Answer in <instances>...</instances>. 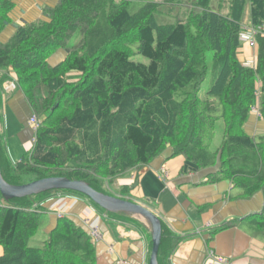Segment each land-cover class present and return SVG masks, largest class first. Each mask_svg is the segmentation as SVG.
<instances>
[{
    "label": "trees",
    "instance_id": "trees-1",
    "mask_svg": "<svg viewBox=\"0 0 264 264\" xmlns=\"http://www.w3.org/2000/svg\"><path fill=\"white\" fill-rule=\"evenodd\" d=\"M135 2L144 0H57L0 42V71L13 70L15 92L31 115L45 118L32 150L15 166L0 148L3 180L22 185L24 175L63 177L103 193L99 181L170 150L171 158L181 156L197 169L216 168L211 178L232 181L244 197L264 193V133L253 137L244 129L257 102L264 121V37H256L254 68L237 58L245 13L251 27L264 25V0H218L216 10L212 0H197L184 20L166 25L155 20L157 4L132 12ZM16 7V0H0V33ZM61 50L65 59L50 65ZM208 52L212 82L201 96ZM136 54L148 63L132 61ZM72 73L75 83L68 82ZM8 79L2 75L0 84ZM218 121L223 133L216 145ZM53 193L98 208L69 191L44 193V200ZM33 198L1 203L0 264H96L90 236L67 218L57 220L39 247L29 246L44 212ZM257 220L264 233V209ZM171 245L174 238L162 227L161 246Z\"/></svg>",
    "mask_w": 264,
    "mask_h": 264
},
{
    "label": "crops",
    "instance_id": "crops-1",
    "mask_svg": "<svg viewBox=\"0 0 264 264\" xmlns=\"http://www.w3.org/2000/svg\"><path fill=\"white\" fill-rule=\"evenodd\" d=\"M17 15L18 12L10 14V24L0 33L1 43L6 44L13 37L14 24L36 20ZM245 24H248L247 18ZM257 51L256 43H240L237 58L243 65L255 67ZM65 57V51H58L48 63L54 66ZM2 75L9 77L7 81L13 80L11 68L0 71V78ZM30 116L22 93L13 90L5 93L0 84V145L5 162L11 167L31 149ZM244 129L256 137L264 133V121L251 110ZM170 153L168 150L116 182L117 198L151 211L166 233L174 238L170 249L160 247L159 264H221L218 259L223 260L222 264H264V233L259 231L257 220L264 209V193L257 191L244 197L232 181L211 178L216 168L197 169L181 156L171 158ZM45 204V208L54 205L53 210L63 211L74 222L81 224L86 220L90 226L97 227L101 240L93 242L96 264H148L151 232L142 218L125 214L109 216L105 211L102 214L82 199L56 197ZM55 212L45 213L50 217L46 233L56 225ZM82 228L89 235L88 227L82 225Z\"/></svg>",
    "mask_w": 264,
    "mask_h": 264
},
{
    "label": "rangeland",
    "instance_id": "rangeland-1",
    "mask_svg": "<svg viewBox=\"0 0 264 264\" xmlns=\"http://www.w3.org/2000/svg\"><path fill=\"white\" fill-rule=\"evenodd\" d=\"M56 1L57 0H16L17 7L12 12L13 13L14 12H18V14L20 16L19 15H17V16L19 18L21 17L22 19H27L28 18V20L29 19H31V20L33 19L34 20V19H37L40 16V8L44 7L45 5L46 6H53L56 3ZM192 2H197V0H189V1L188 0H144L143 3H140V2L132 3V5L130 7V11L134 12V11L138 10L144 3H155V4H157V12L155 14V20L160 25H166V24H171L174 21L179 20V19L180 20H184L186 18L187 13L189 12L188 11V7H189L190 4H192ZM217 2H218V0H212V2H211L212 10H216V7L218 6ZM22 11H24L25 13L22 12ZM20 12L23 15H21ZM247 16H248V14L245 13V19L247 18ZM245 19L242 22L241 32L242 31L243 32L246 31L248 33V31L250 29H252L253 27L251 28L250 25L245 24ZM15 22H17V19H15ZM254 28H256V27H254ZM241 32H240V34H241ZM240 34H239V36H240ZM242 42H244V41H241L240 38H239V43H242ZM212 57H213V53L212 52H208L206 54L207 73H206L205 80H204V82L201 85V90H200V95L201 96H204L206 94V92L208 91V89H209V87L211 85V82H212ZM131 60L135 61V62L143 63V64H147L148 63V60L143 58L139 54H136L135 56H133ZM244 66L250 67V68H254V65H250V64L244 65ZM13 77H15L14 72H13ZM78 80H79V78H77V77H75L73 75L68 77V82L75 83ZM4 83H3V85H4ZM13 91H15V89ZM37 119L39 121V126H40V124L43 122V120L45 118H44V116H40ZM222 133H223V124H222V121H218L217 124H216L215 138H214V143L216 145H218L221 142L220 140H221ZM33 136H34V138H33ZM34 141H35V133H33V135H31V138H30V143H31V149L30 150H32V147L34 145ZM127 175H129V173L124 174L123 176H120L119 178H117L115 180H112V181L110 180V182L108 180L104 181V182L103 181H101V182L99 181L98 186L101 187L102 192L105 193L106 195L116 197L115 195L119 194V189L117 188V183L116 182H117L118 179H122V178L126 177ZM34 179H35V175H33V174L24 175L23 177H21L20 183L22 185L28 184L30 182H33L32 180H34ZM34 181H36V180H34ZM53 194L54 195H52L51 197L49 196V198H47L45 200H44L45 194H40V195L34 196V198H33L34 201L37 202V204L35 203L33 205V207H35L36 205H40L42 208H44V212H43V214H41V217H40V226H39L38 232L29 241V246H31V247H39L47 239L48 233H46V230H47L48 224L50 222V217L48 215H46L45 213H48V211H53V212L56 211L55 213H56V216H57L58 219H59L58 216H61L60 217L61 219H64V218L69 219V215L66 216V214L63 213V211L53 210L54 205H51V207L50 206L47 207L48 209L45 208L44 205H46L45 203H47V201H49L51 199H55L56 197L57 198H61L62 197L63 199L64 198L66 199V197H72V199H74V200L75 199H81V198H78V197L73 196L71 194H63V193H60V194L53 193ZM0 199H1L2 203L5 202V201H3L2 198H0ZM82 200H84L87 203H89L84 198H82ZM39 201H41V202H39ZM38 203H40V204H38ZM94 209L96 211L101 212L102 214H105V212L103 210H101V209H98L96 207H94ZM117 215H119V214H109V216H117ZM72 217H74V216H72ZM70 220H72V219H70ZM74 223L77 224L81 228H82V225L84 227L87 226L88 227V231L90 230V225L91 224H88V222L86 220L80 222L81 224H79L77 222H74ZM96 229H97V227H96ZM100 237H101V234H100ZM100 240H101V238H100ZM97 242H94V243H97Z\"/></svg>",
    "mask_w": 264,
    "mask_h": 264
},
{
    "label": "water",
    "instance_id": "water-1",
    "mask_svg": "<svg viewBox=\"0 0 264 264\" xmlns=\"http://www.w3.org/2000/svg\"><path fill=\"white\" fill-rule=\"evenodd\" d=\"M16 26L17 24L13 25L14 28ZM51 191L78 193L107 213L142 218L149 225L151 232V252L148 264H159L158 253L161 247L162 226L157 216L145 207L98 192L84 181H71L63 177L43 178L24 185H10L3 180L0 170V196L5 202L29 198Z\"/></svg>",
    "mask_w": 264,
    "mask_h": 264
},
{
    "label": "built area",
    "instance_id": "built-area-1",
    "mask_svg": "<svg viewBox=\"0 0 264 264\" xmlns=\"http://www.w3.org/2000/svg\"><path fill=\"white\" fill-rule=\"evenodd\" d=\"M258 36L264 37V25H260L256 28L253 27L252 29H250L248 31V33L246 31H244V32L242 31L239 38L241 41H244L246 43H250V44L254 45L255 41H256V37H258ZM14 89H15V83L13 80L5 82L3 85V92H5V93H8L9 91L14 90ZM252 111L257 112L256 109H254V108L252 109ZM28 125L33 130V133H36V131L39 127V121H38L37 117L34 115H31L30 119L28 121ZM66 199L70 200V199H72V197H66ZM58 217L60 218L61 216H58ZM89 236H90L92 242H97L101 238L98 230L94 226H90ZM218 262L222 264L223 260L218 259ZM121 263H123V262H120L119 264H121ZM123 264H125V263H123Z\"/></svg>",
    "mask_w": 264,
    "mask_h": 264
},
{
    "label": "clouds",
    "instance_id": "clouds-1",
    "mask_svg": "<svg viewBox=\"0 0 264 264\" xmlns=\"http://www.w3.org/2000/svg\"><path fill=\"white\" fill-rule=\"evenodd\" d=\"M255 43H256V41H255ZM250 68V67H249ZM258 97V96H257ZM254 108V107H253ZM255 109V108H254ZM256 111H257V113H258V107H256ZM259 115V114H258Z\"/></svg>",
    "mask_w": 264,
    "mask_h": 264
}]
</instances>
